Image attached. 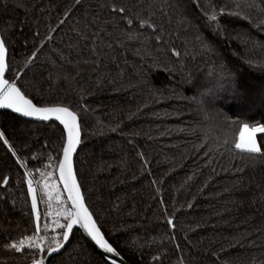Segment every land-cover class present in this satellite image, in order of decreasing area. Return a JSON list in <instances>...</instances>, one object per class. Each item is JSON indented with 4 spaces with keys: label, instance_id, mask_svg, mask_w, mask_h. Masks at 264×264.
<instances>
[{
    "label": "trees",
    "instance_id": "trees-1",
    "mask_svg": "<svg viewBox=\"0 0 264 264\" xmlns=\"http://www.w3.org/2000/svg\"><path fill=\"white\" fill-rule=\"evenodd\" d=\"M116 2L0 0L12 64L6 78L19 73L17 85L38 106L62 104L83 117L77 179L105 238L129 264H264V155L234 149L240 123L264 124V0H179L180 8L167 7L177 0H120L117 7L139 14L133 25L101 7ZM210 4L233 13L221 18L226 30L218 36L214 25L203 26ZM92 33L104 40L98 65ZM198 35L213 51L202 50ZM222 62L234 74L231 84L216 73ZM61 128L0 109V131L12 145L0 140V264H30L34 250L7 246L42 236L25 173L33 186L41 173L57 180ZM257 140L264 150V133ZM105 261L74 227L47 264Z\"/></svg>",
    "mask_w": 264,
    "mask_h": 264
},
{
    "label": "snow or ice",
    "instance_id": "snow-or-ice-1",
    "mask_svg": "<svg viewBox=\"0 0 264 264\" xmlns=\"http://www.w3.org/2000/svg\"><path fill=\"white\" fill-rule=\"evenodd\" d=\"M119 2L120 0H117L116 3L103 4L101 7H109L111 9V14L114 17H119L121 20H126L128 25H133V19L139 14L133 13L132 8L127 6L117 7V3ZM76 3L78 6L79 0H76ZM6 4L7 0H5V6ZM161 7H165V5H161ZM167 7L180 8L179 0H177L176 5H173L170 2ZM237 7H239V5H237ZM208 8L212 10L213 15L208 16L207 13H204L203 26L211 31L212 26L214 25V35L218 36L222 31L226 30L225 25L220 23L221 18L223 16L233 15V13H226L224 6H221L219 11H217L215 6L212 4L208 5ZM72 10L74 9H69L66 11L65 16H68L69 12ZM180 14L182 20L186 19V10H181ZM63 23L64 21L61 20L60 24L57 25V28L51 29V31H57L59 27L63 25ZM90 23L91 22L86 21L84 28L81 30L84 32V35L82 36V39L84 40L89 38L87 29ZM139 23L142 27H151L153 31H162V25L158 27L155 23H150L149 20L140 19ZM189 23L191 24V21H189ZM260 27L264 28V24L260 25ZM197 31L199 32V29H197ZM90 35L91 51L94 55H97V61H94V63H97L98 65L99 57L96 53V49L104 45V40L99 33H92ZM36 36L38 37L39 33H36ZM155 39L161 43L163 42V38L160 35H157ZM197 39L201 43L202 50L209 52L213 51V45L209 42L207 37L198 35ZM46 40L51 41L52 37L48 36L46 37ZM43 46L44 43L41 42V49ZM107 47L111 48L112 45L108 44ZM172 51L177 57L180 56V53L176 52L175 49ZM36 57L37 52L34 51L31 58ZM88 62L89 61L87 60L84 61V63ZM69 63H71V61H69ZM76 67L79 68V61L76 62ZM11 72L12 64L9 55V47L6 45L5 38L0 36V109H11L15 113L21 114L23 117L35 118L39 121H49L53 123L58 122L59 125H62V128L60 129L62 140V158L59 159V180L63 182V187L67 191V199L71 201V204L67 207H63L62 211L60 212V215L65 218V221L63 224H60L57 221L56 227L60 231L57 232L56 235L50 237L47 234L44 236L35 234L31 236H25L18 242H13L7 247L15 249L16 251L30 249L39 253H57L64 248L65 242H68L70 239V234L73 232L74 226L78 225L87 233L91 240L94 241L100 249L105 250L106 253L114 254L116 257H120L121 253L115 247H113L111 243H109L108 239L105 238L104 233L101 231L102 226L97 224L92 212L89 211V207L86 205L85 198L82 193L81 184L77 179V171L74 168V155L78 154V147L81 145V120L83 117L79 116L78 113L73 111L69 106H64L62 104L38 106L33 102V99H30L28 95H25V93L17 85L19 73H17L12 79L6 78V75ZM216 73L222 82L226 81L231 84L235 80L234 74L231 73V71L227 68V65L223 62L216 66ZM232 90L234 93L237 91L235 87H233ZM209 95H211L212 99H215L217 94L209 93ZM206 98L207 97L201 99L198 101V103L203 106L205 104ZM83 110L87 111L86 106ZM228 119L229 118L225 116V120ZM232 123L237 122L232 121ZM239 126L240 133L234 144V149L251 154L264 155V150H262L261 144L257 140V135L264 133V124L240 123ZM0 140H2L3 144L6 145L10 150L12 149V145L5 137L4 131H0ZM223 143L227 144V139H225ZM11 154L13 156L17 155L14 150H12ZM31 175V172L25 173V176L29 177L27 178V190L28 193L31 194V210L35 213L36 220L39 222L41 213L37 211V189L33 187V179L30 178ZM2 180L5 185H7L9 182V178L7 176L2 177ZM44 188H49V185L45 183ZM63 204L64 202L61 201V205ZM167 222L172 224L171 219H169ZM45 227H47V225H45ZM40 231H42V229L40 228L39 223H37L35 232L39 233ZM45 241H48L47 248H45ZM32 264H45V257H41L39 259L33 258ZM105 264H117V261L109 257V259L105 261ZM121 264H123L122 261Z\"/></svg>",
    "mask_w": 264,
    "mask_h": 264
},
{
    "label": "rangeland",
    "instance_id": "rangeland-1",
    "mask_svg": "<svg viewBox=\"0 0 264 264\" xmlns=\"http://www.w3.org/2000/svg\"><path fill=\"white\" fill-rule=\"evenodd\" d=\"M48 174L50 173H41V179L35 181L37 185L38 203L40 207L42 206L44 212L42 215L44 216V218L42 217L44 222L41 226L42 236L47 234L48 231L55 233L57 230H59L56 227V223L57 221L60 224L64 223L65 218L60 215V212L62 211L63 207H67L57 180L54 179L52 174ZM45 183L49 185V188H44ZM61 201L64 202L63 205H61ZM45 225H47V227H45Z\"/></svg>",
    "mask_w": 264,
    "mask_h": 264
},
{
    "label": "water",
    "instance_id": "water-1",
    "mask_svg": "<svg viewBox=\"0 0 264 264\" xmlns=\"http://www.w3.org/2000/svg\"><path fill=\"white\" fill-rule=\"evenodd\" d=\"M0 36H1V34H0ZM5 110H8V111H10V112H12V113H14L15 115H17V116H20V117H22V118H24V119H27V120H31V121H35V122H47V121H39V120H36L35 118H28V117H23L21 114H18V113H15L14 111H12L11 109H5ZM60 158H62V153H61V156H60ZM74 168H75V166H74ZM56 178H57V181H58V184H59V186H60V188H61V190H62V192H63V194H64V196H65V198H66V200H67V202H68V204L70 205L71 204V201H69L68 199H67V191H66V189L63 187V182L61 181V180H59V162H58V165H57V167H56ZM79 182V181H78ZM86 203V202H85ZM90 211V210H89ZM74 227H77L81 232H82V234L84 235V237L90 242V244L101 254V256L105 259V260H108L109 259V257H111L112 259H115L116 261H117V264H121V261L123 262V264H129L123 257H116L114 254H109V253H106L105 252V250H103V249H100L96 244H95V242L94 241H92L91 240V238L87 235V233L82 229V228H80L78 225H75ZM72 234V233H71ZM71 234H70V237H71ZM67 244V242H65V245ZM65 247V246H64ZM63 249H61L60 251H62ZM59 251V252H60ZM59 252H57V253H59ZM57 253H51V254H47L46 253V260H48V258L50 257V256H52V255H54V254H57Z\"/></svg>",
    "mask_w": 264,
    "mask_h": 264
},
{
    "label": "built area",
    "instance_id": "built-area-1",
    "mask_svg": "<svg viewBox=\"0 0 264 264\" xmlns=\"http://www.w3.org/2000/svg\"><path fill=\"white\" fill-rule=\"evenodd\" d=\"M34 188H36L37 189V185H36V183L34 182V186H33ZM37 201H38V198H37ZM39 204V203H38ZM40 206V205H39ZM40 213H41V216L43 215V209H42V206L39 208V210H38ZM43 218H44V216H42ZM45 235V234H44ZM43 235V236H44ZM46 248V247H45ZM31 261H30V264H32V260H33V258H36V259H39V258H41V257H45V264H47V260H46V252H44V253H39V252H32L31 253Z\"/></svg>",
    "mask_w": 264,
    "mask_h": 264
}]
</instances>
